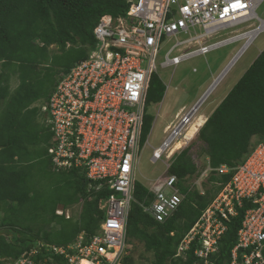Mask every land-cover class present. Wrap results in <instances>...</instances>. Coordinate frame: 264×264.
<instances>
[{
    "label": "built area",
    "instance_id": "built-area-1",
    "mask_svg": "<svg viewBox=\"0 0 264 264\" xmlns=\"http://www.w3.org/2000/svg\"><path fill=\"white\" fill-rule=\"evenodd\" d=\"M128 2L126 16H104L100 20L93 31L97 47L61 78L42 108L47 113L46 125L53 133V142L47 151L54 167L79 169L89 181L101 182L97 189L106 187L112 192L99 204L104 212L99 231L89 240L80 234L67 246L40 245L4 264H47L46 259L34 261L42 249L50 259L62 260H51L49 264H125L129 241L127 224L131 205L135 203L133 174L146 93L156 72L155 61L163 38L190 36L176 42L166 53L161 67H171L206 55L235 39L206 44L220 32L242 26L250 28L249 23L253 21L258 25L249 32H264V18L256 13L263 0ZM192 43L198 47L170 57L178 47ZM196 105L175 115L164 130L163 141L152 150L150 162L163 161L166 172L148 188L153 200L136 203L158 223L167 221L183 200L177 178L168 174V160L190 142L188 130L198 110ZM178 144L183 147L176 150ZM216 171L219 175L232 173L231 179L178 245L175 258L185 260L186 252L192 249V264H214L227 223L244 210L229 264H264V140L238 167L223 165Z\"/></svg>",
    "mask_w": 264,
    "mask_h": 264
},
{
    "label": "trees",
    "instance_id": "trees-1",
    "mask_svg": "<svg viewBox=\"0 0 264 264\" xmlns=\"http://www.w3.org/2000/svg\"><path fill=\"white\" fill-rule=\"evenodd\" d=\"M128 7L127 0H0V103L10 100L0 120V264L40 245H70L80 234L89 240L99 231L104 219L99 204L112 192L106 187L97 189L101 182L89 181L79 169L54 167L47 151L52 145L53 133L40 112L59 80L71 68L52 81L53 90L49 94L40 91L41 84L34 75L45 64L42 57L51 46L64 49L68 44H77L85 52L77 63L84 61L96 47L93 31L100 20L104 16H126ZM9 68L14 69L12 75L22 72L12 97L8 94ZM163 94L164 86L153 74L145 109L147 105L160 103ZM39 100L42 102L37 104ZM152 122V117L145 112L140 143L145 141ZM197 140L204 146L200 154L208 159L211 170L207 181L212 187L201 195L189 185V180L200 174L190 154L191 146L174 156L169 174L177 178L183 200L167 221L158 223L144 213L136 202L149 203L153 194L146 187L134 184L135 203L129 212L127 236L141 242L145 253L152 255L149 264L193 263L192 249L186 252L185 260L175 258L176 249L222 185L230 181L232 173L219 175L216 170L223 165L238 167L264 140V49L207 118ZM42 160L48 164L42 165ZM56 174L60 175L57 189L63 184L67 191L61 188V197L53 194L48 206L47 193L44 195L37 187L44 180L56 183ZM75 204H81L76 218H66L63 211L57 214L59 205L66 210ZM243 216L244 210L227 223L214 264L230 263V252L236 244ZM50 258L42 249L34 261L46 259L47 264L62 261ZM124 261L134 264L130 257Z\"/></svg>",
    "mask_w": 264,
    "mask_h": 264
},
{
    "label": "rangeland",
    "instance_id": "rangeland-1",
    "mask_svg": "<svg viewBox=\"0 0 264 264\" xmlns=\"http://www.w3.org/2000/svg\"><path fill=\"white\" fill-rule=\"evenodd\" d=\"M257 15L261 19L264 18V2L257 9ZM249 25H251L249 29H253L258 25V22L253 21L249 23ZM249 29L242 26L236 27L232 29V31L228 30L220 32L213 36L212 39L207 40L206 44L216 43L242 32L248 33L249 31L247 30ZM196 31L198 34L201 33V31ZM188 38H190V36L185 34H179L172 38H163L158 55L156 57L155 63L157 68L155 75L161 80L164 86V94L160 103L151 104L149 106L147 105L145 109L146 115L152 117L153 122L145 141L140 143L136 167L133 174L134 181L146 188H149L153 181L158 179V177L161 175H164L166 172V164L163 161L156 163L150 162L153 148L158 147L165 137L164 130L166 126H168L170 122L174 120L176 114L189 110L202 98V96L209 90L219 75L222 74L228 64L232 61L233 57L239 52L245 43V40H239L217 48L206 55L195 56L184 60L176 66L161 67V64L165 61V56L168 50L176 42H181ZM197 47L198 45L195 43H192L191 45L180 46L170 55V57L179 56L182 53L192 51ZM263 49L264 32H261L260 34H257L256 38L253 39L252 43H250L245 52L228 70L223 79L207 95L206 99L203 100L195 114L194 121H196L198 117H202L204 119L203 122L206 121V119L226 97L231 88L238 82L244 72L258 57ZM48 50V54L42 57L45 64L42 67H39L36 70V75H34L36 82L41 84L42 88L40 91H45L46 94L51 92L52 81L56 80L59 75L66 71V69L72 68L74 65H76V63L85 56L83 48L79 47L77 44H68L64 49H58L56 46H51ZM8 71V74L11 77L8 83L11 88L8 92L10 97L12 95L11 93L21 80L20 77L22 76V72H17L16 76L12 75V71H14V69L9 68L7 72ZM27 71L29 72V70ZM43 100H45V98ZM41 102L42 101L39 100L37 104H40ZM8 105H10V100L8 102V99L0 103V120L7 111ZM40 112L46 119V113L44 115L42 110ZM198 131L190 140L187 147L191 146L190 154L196 166L198 167L200 174L192 177L189 180V185L192 189H196L201 195H203L207 189L212 187V185L207 181L210 170L208 167L207 157L200 154L204 146L197 140ZM177 147V149H180L182 146L180 144ZM174 156H176V154H174L172 158L168 160L169 164L173 160ZM42 161V165L48 164L46 160ZM43 168L46 169L45 166H43ZM54 177L56 183H53L54 180H44L37 187L39 192H43L44 195L47 193L46 195L49 197L48 206L51 204L53 194L54 196L57 195L55 197H61V192L63 193V191H60L61 188L67 191V187L63 186V184L60 189H57V181L60 175L56 174ZM44 200L40 202L42 205ZM58 210L63 211L65 213V217L67 216L66 218L74 219L81 211V204H75L66 210H63L59 205ZM128 240L127 257H130L134 264H149L150 260L152 259V255L150 253H145L142 243L131 238H128Z\"/></svg>",
    "mask_w": 264,
    "mask_h": 264
},
{
    "label": "bare ground",
    "instance_id": "bare-ground-1",
    "mask_svg": "<svg viewBox=\"0 0 264 264\" xmlns=\"http://www.w3.org/2000/svg\"><path fill=\"white\" fill-rule=\"evenodd\" d=\"M239 5V4H238ZM237 7V6H236ZM258 31L256 32H249V33H245L243 35H239L237 37H235V41H239V40H245V47L243 48L242 52L245 50L246 46H248L253 39L257 36ZM238 57H236L232 63L227 67V69L214 81V83L211 85V87L209 88L207 94L205 95V97L203 99H205L207 97V95L213 90V88H215L217 86V84L223 79V77L225 76V74L228 72V70L233 66V64L236 62ZM204 119L201 117H198L196 119V121L193 123V125H191V127L189 128L188 131V137L189 139H192L194 137V135L197 133L198 129L204 124ZM180 145V144H178ZM177 145V146H178ZM182 146V144H181ZM183 147V146H182ZM181 147V148H182ZM178 148V147H177ZM176 150H179L177 149ZM174 153V152H173ZM85 264V263H84Z\"/></svg>",
    "mask_w": 264,
    "mask_h": 264
},
{
    "label": "clouds",
    "instance_id": "clouds-1",
    "mask_svg": "<svg viewBox=\"0 0 264 264\" xmlns=\"http://www.w3.org/2000/svg\"><path fill=\"white\" fill-rule=\"evenodd\" d=\"M127 2H128V0H127ZM263 2H264V0H263ZM263 2H262V3H263ZM262 3H261V5H262ZM128 4H129V7H130V3H129V2H128ZM261 5H260V6H261ZM260 6H259V7H260ZM129 7H128V9H129ZM259 7H258V8H259ZM127 12H128V10H127ZM256 13H257V11H256ZM258 17H259V16H258ZM259 18H260V17H259ZM245 26H247V25H245ZM250 27H251V25H250ZM248 29H249V28H248ZM249 30H250V29H249ZM249 30H247V31H249ZM229 31H232V29L229 30ZM232 35H233V34H232ZM239 35H243V32L240 33V34H237V35H233L232 37H237V36H239ZM229 38H230V37H229ZM255 38H256V37H255ZM227 39H228V38H227ZM221 41H222V40H221ZM234 41H235V39H234L232 42H230V43H233ZM218 42H220V41H218ZM216 43H217V42H216ZM230 43H228V44H230ZM251 43H252V42H251ZM228 44H226V45H228ZM244 44H245V43H244ZM249 45H250V44H249ZM249 45H248V46H249ZM223 46H225V45H223ZM248 46L245 48V50L248 48ZM220 47H222V46H219L218 48H220ZM244 47H245V46L243 45L242 48L239 50V52L236 53V55L233 57L232 61H233L236 57L239 58V57L245 52V50L242 52V50H243ZM215 49H217V48H215ZM215 49H213V50H215ZM213 50H211V51H213ZM211 51H210V52H211ZM90 52H91V51H90ZM238 58H237V60H238ZM237 60H236V61H237ZM232 61L228 64V66L232 63ZM228 66H227V67H228ZM227 67L225 68V70L227 69ZM225 70H224V71H225ZM224 71H223V72H224ZM223 72H222V73H223ZM219 76H220V75H219ZM57 84H58V83H57ZM55 87H56V86H55ZM205 95H206V94H205ZM205 95H203L202 97L204 98ZM205 99H206V98H205ZM205 99H204V100H205ZM46 103H47V102H46ZM196 104H197V105H196L197 108H199V106L202 104V100L199 101V102H197ZM45 105H46V104H45ZM45 105H44V106H45ZM44 106H43V107H44ZM43 107H41V110H42ZM42 113H44V112L42 111ZM194 120H195V119H194ZM194 120H193V123L195 122ZM206 120H207V119H206ZM205 122H206V121H205ZM205 122H204V123H205ZM201 127H202V126H201ZM183 150H184V149H183ZM180 152H181V151H180ZM180 152L176 153V155L179 154ZM171 163H172V161H171ZM171 163H170V165H171ZM209 170H211V169L209 168ZM134 184H135V181H134ZM222 188H223V185H222L221 189H222ZM147 189H148V188H147ZM133 191H134V189H133ZM58 212H61V211L58 210ZM57 214H58V213H57ZM61 214H62V212H61ZM61 214H59V215H61ZM66 217H67V216H66ZM126 257H127V256H126ZM124 262H125V261H124Z\"/></svg>",
    "mask_w": 264,
    "mask_h": 264
},
{
    "label": "water",
    "instance_id": "water-1",
    "mask_svg": "<svg viewBox=\"0 0 264 264\" xmlns=\"http://www.w3.org/2000/svg\"><path fill=\"white\" fill-rule=\"evenodd\" d=\"M207 92H208V91H207ZM207 92H206L205 94H207ZM205 94H204V95H205ZM204 97H205V96H204ZM202 98H203V97H202ZM202 98L200 99V101L202 100ZM0 235H1V233H0Z\"/></svg>",
    "mask_w": 264,
    "mask_h": 264
},
{
    "label": "crops",
    "instance_id": "crops-1",
    "mask_svg": "<svg viewBox=\"0 0 264 264\" xmlns=\"http://www.w3.org/2000/svg\"><path fill=\"white\" fill-rule=\"evenodd\" d=\"M202 118V117H201Z\"/></svg>",
    "mask_w": 264,
    "mask_h": 264
}]
</instances>
